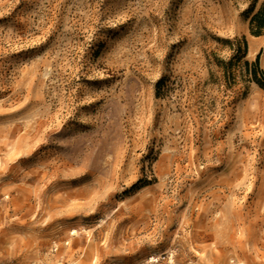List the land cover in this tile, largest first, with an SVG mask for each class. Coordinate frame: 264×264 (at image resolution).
Instances as JSON below:
<instances>
[{
	"label": "rangeland",
	"instance_id": "374dc122",
	"mask_svg": "<svg viewBox=\"0 0 264 264\" xmlns=\"http://www.w3.org/2000/svg\"><path fill=\"white\" fill-rule=\"evenodd\" d=\"M263 1L0 0V264H264Z\"/></svg>",
	"mask_w": 264,
	"mask_h": 264
},
{
	"label": "trees",
	"instance_id": "16d2710c",
	"mask_svg": "<svg viewBox=\"0 0 264 264\" xmlns=\"http://www.w3.org/2000/svg\"><path fill=\"white\" fill-rule=\"evenodd\" d=\"M258 2L259 0H257ZM249 29L251 35L255 37L264 36V1L257 10L256 8L252 9L251 15L249 16ZM242 44V48H237L235 51L246 57L248 54V42L246 38L242 39ZM244 67L248 81L254 83L259 89L264 91V70L260 67L259 58L254 63L246 61Z\"/></svg>",
	"mask_w": 264,
	"mask_h": 264
},
{
	"label": "bare ground",
	"instance_id": "6f19581e",
	"mask_svg": "<svg viewBox=\"0 0 264 264\" xmlns=\"http://www.w3.org/2000/svg\"><path fill=\"white\" fill-rule=\"evenodd\" d=\"M249 50H250V47H249Z\"/></svg>",
	"mask_w": 264,
	"mask_h": 264
}]
</instances>
